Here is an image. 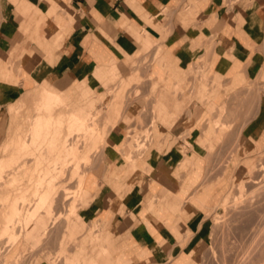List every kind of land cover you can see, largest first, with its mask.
Returning a JSON list of instances; mask_svg holds the SVG:
<instances>
[{"label":"crops","instance_id":"0c3cea01","mask_svg":"<svg viewBox=\"0 0 264 264\" xmlns=\"http://www.w3.org/2000/svg\"><path fill=\"white\" fill-rule=\"evenodd\" d=\"M34 82L81 117L90 108L70 93L80 82L97 94L123 82L134 100L88 172L87 206L62 226L59 243L86 247H60L68 260L219 264L207 214L245 154L264 152V0H0V146L8 109ZM130 130L151 136L133 169L121 152Z\"/></svg>","mask_w":264,"mask_h":264},{"label":"rangeland","instance_id":"374dc122","mask_svg":"<svg viewBox=\"0 0 264 264\" xmlns=\"http://www.w3.org/2000/svg\"><path fill=\"white\" fill-rule=\"evenodd\" d=\"M41 85L43 84H39L37 82H34L32 84L31 83L25 84L26 96H28L29 99L20 101L15 107H10L8 109L10 118H9V123H6L7 129L1 132V141H2L1 146L3 145V143L5 142L7 138V133L9 131H12L14 129V126H17L20 124H22V126H24L25 124L27 125V120L29 119V115L31 111L34 110L36 104H40L42 102L43 95H42V91L39 89ZM45 85L48 86L47 84ZM103 86L106 88V93L97 94L90 87H88L86 82H80L75 88L72 89L70 93L73 94L72 100L74 103L77 102L79 99H83L85 101H89L93 103L94 110L98 111L95 118L98 117L99 119L97 118L98 120L96 119V121L98 122L99 126H101L102 132H104L102 134H105L107 136L108 134L107 132L109 131L110 127L114 125L112 119L115 116L119 119L121 116L120 113L122 109L127 105V103L133 102L134 100L132 98L126 97V91H127L128 86L123 82H118L116 84L103 83ZM50 88H53V87H50ZM80 94H84L86 97L81 98ZM136 94L137 92H135V95ZM33 95H35V98L31 104V98L33 97ZM88 95L90 97H87ZM16 111L17 113H15ZM14 115L17 116L16 122L13 119ZM105 139L104 137L103 139H99L97 144L95 143V145L93 144L94 142L91 143L86 149V156L88 160L84 162L83 165L81 164L83 167L81 166L82 169H80L81 171H85V172L82 173L80 170H78L79 173L78 172L77 174L75 173V175H73L72 178L67 177V178H64V180L62 181L60 185L59 193L63 191L64 188H67L68 186L67 197L70 196V198L69 199L67 198L68 199L67 202L63 201L62 199L61 200L63 202L60 200L57 201V204L55 207L57 210L56 209L54 210L55 212H53V215L55 216L59 213L60 218L55 219L54 217L55 224L52 222L53 223L52 226L48 228V230L49 231L51 230V231L49 232L47 230L45 233L43 232V234L40 235L39 230L35 227H32L24 235L25 237L27 236L29 232H31L32 235L34 236L33 241H35V240H38L41 236L43 235L45 236V234L49 232L50 233V236L48 237L49 239H46L42 241L41 243V242L24 241V237H23L16 244L9 245L10 243H8V241L5 239V236H2L0 234V264L2 260H3L2 264H9V262H12V264H74L72 261L67 259L70 256L67 253V251H61L60 247L62 248V246L64 245V247H66L69 251L76 244L70 241L68 243H59L60 238L62 236L61 229H62L63 224L65 225L64 227L65 232L70 231L72 229L74 223L69 222V220L71 221L72 219H75L79 216V210L82 209L80 205L81 200H82L81 197L84 194H87L88 196L87 203L89 202V199H90L89 189L91 188L93 183H91V175L88 172L99 166L100 155H101L102 149L105 146ZM150 139H151V136L148 130L144 132L130 130L128 132V140L126 141L125 145L122 147L121 152L124 155L126 161L130 162L129 165L127 164V166H129V169H133L134 167H136L135 157L138 155L135 156V154L138 153L141 149H143V152H144L146 149L145 147H147V144L150 141ZM141 140H143V142L146 140V142L141 143ZM137 143L139 144L137 145ZM139 145L141 146L138 147ZM135 147H138L139 150L137 148L135 149ZM100 148H101V151H100ZM141 152L142 150L138 153L139 156L143 154V152L142 153ZM131 153L134 156H132ZM132 157L134 158L133 160H132ZM134 163L135 165H133ZM87 166H90V167H87ZM84 167L85 169L87 167L88 170L87 169L84 170ZM237 170L241 172V173L239 172L240 176L237 179L230 180L227 192L222 196L219 203L213 209L209 210L207 214V218L210 219L211 224H212L211 238L215 242L219 240L220 238H222V240L224 241V242L223 241L219 242L217 246V250H215L216 243H214V247L211 246V248L209 249L212 251V258L214 260H218L219 264H264V237H263L264 236V226H263L264 225L263 224L264 223V220H263L264 210L262 211V209H264V152L256 153L254 155L245 154V159H243L241 164L238 165ZM82 174H84V177ZM79 181H82L84 183L83 187L81 188L82 192L81 191L79 192L77 188ZM250 183H253L255 185L250 184ZM69 190H72L73 192ZM76 192H79V193H76ZM244 192H245V195H244ZM61 197H62V194L60 195L59 199ZM237 197H238V201L241 202V204L245 206L243 205L240 206L241 204L237 203L238 201L237 202L235 201L236 204L234 203V199H236ZM80 198L81 200H79ZM248 200L249 201L251 200V202H254V201L256 202L258 207L257 205H255V203L253 205L256 207V208L254 207L256 210L258 209L257 211L253 208L251 209L252 211H250V208L253 207V205H251L252 204L251 202H249L250 204L249 203L247 204ZM244 201L246 202L248 206L251 205V207L246 208L247 205L245 204ZM78 204L80 205V207L78 206ZM74 205L75 207L77 206L78 207L75 208ZM72 206H73V209H72ZM221 208L223 209V211L219 212ZM253 211L254 212L256 211V212L254 213ZM56 212L58 213L55 214ZM251 220L253 221L255 220V222ZM258 220L261 221L263 225L260 226L256 224ZM1 221H3V218L0 216V222ZM47 222H50V221L47 220ZM247 223H250L251 225L243 226L244 224H247ZM54 225H55V228H54ZM18 228L21 229V226L19 225ZM88 231H91V232L93 231L92 233H90L91 242H93L94 240L100 239V230L98 227L88 230V227L86 225L84 228V233ZM82 238L83 236H79L78 241L81 240ZM23 248L25 249L24 252H22ZM1 249L4 254L1 252ZM85 251H86V247H84L82 244L76 245L75 247L76 255L78 253L80 254L81 252L83 253ZM20 255L22 258L19 257ZM23 255H25L26 258L25 257L23 258ZM77 263L78 262H75V264ZM198 263H199V259L197 260V262L192 260V264H198ZM78 264H81V263H78Z\"/></svg>","mask_w":264,"mask_h":264},{"label":"bare ground","instance_id":"6f19581e","mask_svg":"<svg viewBox=\"0 0 264 264\" xmlns=\"http://www.w3.org/2000/svg\"><path fill=\"white\" fill-rule=\"evenodd\" d=\"M41 91L43 95L42 102L40 104H36L34 110L31 111L29 119L27 120V125L25 124L24 126H22V124H20L14 126V129L7 133V138L0 148V216L3 218V221L0 222V234L2 236H5V239L8 241V243H10L9 245L16 244L32 227H35L39 231L45 233L48 228L52 226L54 220L60 218V214L58 212L55 213H58L57 215H53V212H55L54 210L56 209L55 207L57 201L63 200L67 202L70 198V196L67 197L68 186L59 193L62 181L67 177L72 178L75 173L77 174L78 170L82 169V165L88 160L86 156V149L91 143L94 142L93 144L95 145V143L97 144L99 139H103V137L104 139L106 138V135L102 134L104 132H102L101 126H99L98 122L96 121L98 117H95L98 111L94 110L93 103L86 101L90 108V111L85 117H81L74 113L56 94L47 92L45 90ZM82 95L83 97H85L84 94ZM34 98L35 95H33V97L31 98V104ZM26 99L29 98L27 97ZM15 113H17V111ZM16 115H14L13 118L15 122L17 120ZM218 133L220 136L221 132L219 131ZM217 136L218 135L216 134L213 138H217ZM142 142L143 140H141V143ZM144 142H146V140ZM138 144L139 143H137V145ZM141 145H139L138 147H140ZM138 147H135V149H138ZM141 150L143 152V149ZM138 153L135 154L134 152L135 156L138 155L139 157ZM132 156L134 155L132 154ZM133 159L134 158L132 157V160ZM129 163L130 162H128V165ZM133 165H135V163ZM86 169L84 167V170ZM81 172L83 173L85 171ZM84 174H82L83 177ZM156 176L157 175L155 173L152 174V177ZM83 184L84 183L82 181H79L78 185L76 184L79 192L82 190L81 188L83 187ZM61 194L62 197L59 199ZM81 198L79 199L81 200L80 205L82 208H84L88 204V196L87 194H84ZM193 199L195 200V197H193ZM235 201H238V197L234 199V203L236 204ZM249 202H251V200H248L247 204ZM237 203L241 204V202L239 201ZM251 203V205H253L254 203L255 205H257L255 201ZM80 205L78 204L79 207ZM242 205L243 204H241L240 206ZM251 205H247L248 207L246 206V208H250ZM254 207L255 206L253 205V207L250 208V211H252V208H256ZM263 210L264 209H262V211ZM220 211H223V209L221 208L219 212ZM46 219L50 222H47ZM257 224L261 226L264 223L262 224V222L258 220ZM19 225L21 226V229L18 228ZM24 250L25 249L23 248L22 252H24ZM21 255L19 256L20 258H22ZM24 257L25 255H23V258ZM10 263L12 264V262H9V264Z\"/></svg>","mask_w":264,"mask_h":264}]
</instances>
